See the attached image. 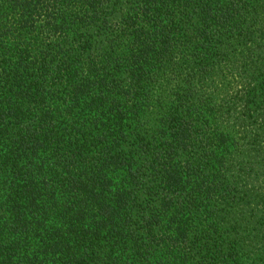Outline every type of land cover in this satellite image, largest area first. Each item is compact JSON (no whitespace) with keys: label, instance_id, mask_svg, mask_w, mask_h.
<instances>
[{"label":"trees","instance_id":"1","mask_svg":"<svg viewBox=\"0 0 264 264\" xmlns=\"http://www.w3.org/2000/svg\"><path fill=\"white\" fill-rule=\"evenodd\" d=\"M0 264H264V0H0Z\"/></svg>","mask_w":264,"mask_h":264},{"label":"rangeland","instance_id":"2","mask_svg":"<svg viewBox=\"0 0 264 264\" xmlns=\"http://www.w3.org/2000/svg\"><path fill=\"white\" fill-rule=\"evenodd\" d=\"M256 168H257V167H256ZM252 180H259V177H256V178H255V177H252ZM256 184H257V182L254 181V185H255V186H257Z\"/></svg>","mask_w":264,"mask_h":264}]
</instances>
